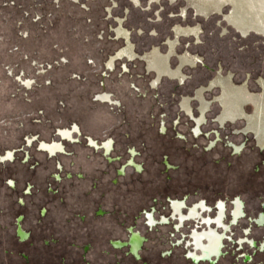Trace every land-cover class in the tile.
Returning a JSON list of instances; mask_svg holds the SVG:
<instances>
[{"label":"rangeland","instance_id":"374dc122","mask_svg":"<svg viewBox=\"0 0 264 264\" xmlns=\"http://www.w3.org/2000/svg\"><path fill=\"white\" fill-rule=\"evenodd\" d=\"M239 2L259 23L261 0H0V264H194L189 224L144 217H171L173 199L223 201L228 217L239 200L243 216L214 264H264V150L235 133L242 123L218 128L219 87L204 94L197 133L181 107L213 80L228 97L226 86L264 91V35L227 20ZM144 53L146 65L127 60ZM156 53L171 54V68L186 58L185 79L155 84ZM74 125L72 138L58 136ZM87 138L109 141V153ZM51 141L63 147L52 157L40 149ZM131 231L139 258L115 246Z\"/></svg>","mask_w":264,"mask_h":264},{"label":"flooded vegetation","instance_id":"af4514ba","mask_svg":"<svg viewBox=\"0 0 264 264\" xmlns=\"http://www.w3.org/2000/svg\"><path fill=\"white\" fill-rule=\"evenodd\" d=\"M71 1H78V0H71ZM134 3H137V0H132ZM261 5H264L263 0H261ZM260 4H257V6ZM208 9L203 8L202 13H206ZM250 11L245 9L244 6L239 2L238 4L234 5L233 10L231 11L230 15L227 17L228 22L233 25L239 32L242 34H247L250 30H255L258 33L264 35V16L260 18L259 23L250 24L247 20L250 19L249 16L252 15L249 13ZM182 17V16H180ZM177 27V26H176ZM181 28V27H180ZM179 32H183L184 34H188L190 31L188 30H182ZM194 32V31H193ZM124 39V38H123ZM168 46V45H167ZM175 47V46H174ZM127 51L126 49H122L118 51L114 56L110 57L107 66L111 67L114 61L120 59L123 57V55H126ZM136 55V54H135ZM176 55V53H175ZM183 55V54H182ZM155 59L150 64V66L147 67L148 71H154V83L156 84L161 77H168L176 79L177 81L181 82L185 79L184 75L182 74V66L185 62H187L186 58H181L180 63L177 67L171 68L170 64L168 66L169 58L172 56L171 54L167 57H160L158 55H154ZM178 57V56H177ZM190 57V56H189ZM127 58V57H126ZM128 61H135V60H142L141 56L136 55V58L134 55L129 56ZM168 58V60H167ZM194 60V63L196 62V58L191 57ZM144 62V61H143ZM146 65V64H145ZM193 65V64H192ZM150 68H153L155 70H150ZM158 79V80H157ZM218 83L217 80H213L209 82L205 87H198L194 90L191 97H183L181 101V107L185 110L186 113H188L193 119L195 120L196 128L194 129V133H197L199 131V125L202 124L205 120V112L208 109L211 102L205 101L204 94L206 92H209L213 90L216 87H219L220 89V96L215 100L219 106H220V112L214 116V122L218 126V128H223L226 124H238L242 123L241 130H236V134H242V135H250L253 137L254 142L259 147V149L264 150V147H260L264 145V129L258 128V124L264 125V109L262 108L261 112L256 113L254 117H252L251 122L248 123L247 117H250L255 112V104L254 101L257 97H260V99L264 100V91L261 93V95H250L243 93V90L245 88L237 89L235 87L230 88L227 87L229 90L236 91L240 98L242 97L243 105L241 106V113L244 116H238L235 117L234 120L225 117L224 111L229 109L227 106V101L230 98V101L236 99L238 96L237 94H232L226 96L223 92V89ZM263 86V84H261ZM264 89V88H263ZM105 99H108L107 95L102 96ZM186 100V101H184ZM191 100L198 101L199 104V117L196 118L192 115V112L190 110V104L189 102ZM259 107L260 104H257ZM246 107H250V113L246 112ZM249 124V125H248ZM250 124H256L257 126H251ZM251 130V131H249ZM77 127L74 125L72 128L69 129H63L58 130V136L63 139L72 138V133L77 132ZM258 139H256V136ZM217 133V132H216ZM87 142L89 143V146L93 147L94 149H101L105 154L109 153L110 151V142H103L98 143L94 141L91 138H87ZM235 150H238L237 146H233ZM40 149L41 151H44L48 153L51 157L54 156L56 153L61 152L63 147L62 143L57 141H51V142H41L40 143ZM7 157H11V153L7 154ZM169 215L171 217H165L162 216L160 219H156L154 217L153 212H146L144 213V217L147 220L148 225H157V224H163L167 225L170 224L172 221L176 224L175 228L176 230L187 228V225L189 224V231L187 233V242L186 247L188 248L187 256L186 258L190 260L194 264H200V263H209L214 264L215 261L221 256L223 246H224V240H230L229 231H232L231 224L235 223L238 218L243 216L242 212V206L239 200H235L232 204L231 211L229 213V217L226 215V204L223 201H217L214 204V207H209L206 203L203 201H199L196 203H193L192 205H187L186 202L182 199L180 200H170L169 201ZM212 210V211H211ZM212 212V214L210 213ZM226 219V220H224ZM228 219H231V222H228ZM262 221V216L259 217L257 222ZM199 225L202 227L199 229ZM21 236L23 234L20 232ZM141 236L139 233H135L131 231L129 237L126 241L121 242L118 241L115 243V246L117 247H127V249L130 250L131 254L135 255L137 258H139L138 250L141 244ZM246 240H240L239 244L242 245L245 243ZM250 246H254V243L252 241L248 242Z\"/></svg>","mask_w":264,"mask_h":264},{"label":"crops","instance_id":"0c3cea01","mask_svg":"<svg viewBox=\"0 0 264 264\" xmlns=\"http://www.w3.org/2000/svg\"><path fill=\"white\" fill-rule=\"evenodd\" d=\"M178 30L179 29H176V31H177V33H178ZM179 31H182V30H179ZM181 33H183V32H179L178 34H181ZM167 42V41H166ZM165 45L167 46V43H165ZM170 45L172 46V44L170 43ZM168 47V46H167ZM157 49H159L158 47H156ZM152 49V48H151ZM151 49L148 51V52H150L151 51ZM160 51V50H159ZM133 52H134V50H133ZM147 52V53H148ZM146 53H144L141 57H144V55H145ZM167 54V53H166ZM156 55H158L157 53H156ZM165 55V54H164ZM158 56H160V55H158ZM160 57H162V56H160ZM164 57H166V56H164ZM168 57V56H167ZM142 60L145 62V60H144V58H142ZM167 60H168V58H167ZM145 64H146V62H145ZM150 66V65H149ZM168 66H169V62H168ZM150 70H155V69H153V68H150ZM148 71V70H147ZM149 72V71H148ZM150 72H154V71H150ZM158 80V79H157ZM225 83V82H224ZM226 89H228L227 88V86H226ZM228 91L229 92H231V93H235V94H237V98L236 99H234V100H232V101H230V99H228V101H227V106L229 107V109L227 110H225L224 111V113H225V117H229V118H231V119H233L234 120V118L235 117H238V116H244V115H242V111H241V106L243 105V102L245 101V100H243V98L241 97L240 98V96H239V94L236 92V91H232V90H229L228 89ZM225 93V92H224ZM226 95V94H225ZM184 101H186V100H184ZM254 104H255V112H254V114L252 115V116H250V117H247L246 119H247V121H248V123L249 122H251V119H252V117H254L255 116V114L256 113H259V112H261L262 110V108L264 109V100H262V99H260V97H257L256 98V100L254 101ZM257 104H260V106L261 107H259ZM245 117V116H244ZM249 125V124H248ZM251 126L253 125V126H257L256 124H250ZM258 128H260V129H264V125L263 124H258V126H257ZM249 131H251V130H249ZM253 132V131H252ZM254 133V132H253ZM254 135H255V133H254ZM256 136V135H255ZM256 139H257V136H256ZM257 142H258V139H257ZM258 144H259V142H258ZM259 146L260 147H264V145L263 146H261L260 144H259Z\"/></svg>","mask_w":264,"mask_h":264},{"label":"bare ground","instance_id":"6f19581e","mask_svg":"<svg viewBox=\"0 0 264 264\" xmlns=\"http://www.w3.org/2000/svg\"><path fill=\"white\" fill-rule=\"evenodd\" d=\"M201 227H202V226H201V225H199V227H198V228L200 229Z\"/></svg>","mask_w":264,"mask_h":264}]
</instances>
